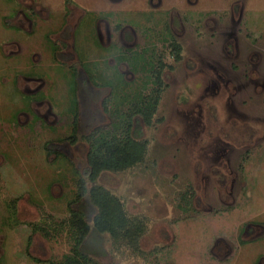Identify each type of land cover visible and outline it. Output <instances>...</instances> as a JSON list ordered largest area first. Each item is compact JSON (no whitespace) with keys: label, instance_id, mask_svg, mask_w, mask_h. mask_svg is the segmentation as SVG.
Returning a JSON list of instances; mask_svg holds the SVG:
<instances>
[{"label":"rangeland","instance_id":"obj_1","mask_svg":"<svg viewBox=\"0 0 264 264\" xmlns=\"http://www.w3.org/2000/svg\"><path fill=\"white\" fill-rule=\"evenodd\" d=\"M237 1L202 0L199 11L182 17L201 21L202 8L228 14ZM72 2L80 7L74 15L66 12V0H0V264L60 263L72 253L74 242L65 222L78 193L77 180L87 167L89 145L80 136L76 145L67 147L69 160L55 153L48 156L46 148L62 152L64 144L53 142L71 136L74 115H80L82 133L88 135L111 127L112 94L115 105L126 111L131 101L159 92L153 77L134 74L125 65H97L107 79L94 74L96 54L100 60L109 58L95 50V30L88 18L74 35L75 44L69 37L72 29L65 31L64 24L73 26L83 8L97 14L108 10L109 0ZM238 2L245 4L240 14V60H227L223 42L194 22L177 39L183 61L175 62L167 44H160L171 67L163 71L152 125H140L139 138L149 143L146 159L99 179L147 230L138 248L128 240L117 244L106 235L98 245L103 256H92L98 264H256L264 256V242L255 244L264 237L247 246L237 244L241 223H264V0ZM149 16L156 25L167 20V14ZM133 17L129 16L132 22ZM50 37L57 42L62 38L68 46L65 55L74 56L55 60L51 47L57 46ZM252 50L261 51L262 62L249 61ZM75 54L93 71L95 87L88 85L85 74L74 76L70 66L82 68ZM132 60L139 66L144 55ZM116 70L127 74V89L120 78L109 77ZM40 76V82L28 79ZM41 84L38 97L45 102L29 103L27 95L34 96ZM50 110L55 116L48 115L47 124L36 119ZM222 175L225 185L220 183ZM223 236L234 253L226 261L212 257L215 242ZM93 245L97 249L95 241Z\"/></svg>","mask_w":264,"mask_h":264},{"label":"flooded vegetation","instance_id":"obj_2","mask_svg":"<svg viewBox=\"0 0 264 264\" xmlns=\"http://www.w3.org/2000/svg\"><path fill=\"white\" fill-rule=\"evenodd\" d=\"M32 1L34 3L36 0ZM176 1L178 0H109L110 6L108 7V10L106 9L103 12L99 11L97 14V10L95 11V9L83 8V13H81L77 22L72 26L68 21L69 24H64V30L66 31L67 28L72 29L71 35L69 37L74 43V35H77V33L81 31L82 27L85 26L83 25L84 18H88L90 26L95 30V50H101L102 54H105L106 56L108 55L107 58H109L108 61L100 60L101 56L96 54V57L99 58V60H96L93 63V66H96L95 69L97 74L96 72H94V74L97 75L99 79H107L108 75H105L103 72H98L97 65L100 66L102 63L108 65L112 62L120 68L124 67V65L127 66L129 69H131V71H133L134 74L135 72H137L138 74L147 75V78L153 77V79H156L158 78V76H160L162 79L164 75V69L166 67L170 68L171 66H168L165 63L164 50L163 47H160V44H167L166 49H170V53L172 54V58L175 62L183 61V46H181V44L177 42V39L183 38L186 35L189 25L191 26L193 22L198 25L202 24L203 28L207 27L209 29V32H211L210 36L212 38L220 39L223 42L221 45V50L225 54L224 57L227 60L235 61L242 58L240 55L241 51L239 45V29L243 22V16L241 17L240 14L242 11H244V3L239 4L238 1L240 0H238L229 10L228 14L225 13V10L215 11L204 10V8H202V20L192 21L191 19L183 18L182 14H186L188 11L193 9L199 11L200 9H198V7L200 6L202 0H180V4H176ZM66 2V8H68H65L66 12L70 11L69 13H73L74 15V12H76L77 8H80L79 5L75 2H72V0H66ZM130 4L134 5L132 6ZM113 5L117 7L116 11L110 10L111 6L113 7ZM129 6H132V8L128 9L127 7ZM237 6L238 11L236 12L235 7ZM31 13L36 12L31 10ZM149 14H155L160 17L167 14V20L162 25H156L154 21H151ZM66 16H69V14ZM129 16H134L133 18H136V20L132 22L133 20H130ZM28 17L30 19V16ZM114 17L116 22H114ZM123 17L125 18L124 20L121 19ZM61 39L62 38H60V40L57 42L56 39L53 40L52 37H50L52 43L56 44L57 46V48L51 47V49L53 58L58 61L65 60L63 59L64 57L68 59L74 56L71 53H67V55H65L64 50L68 46L66 45L64 40ZM141 42L143 43L142 47L139 46ZM252 52L251 53L254 54V56H251L249 61L257 58L259 62H262L263 54L261 53V51L252 50ZM75 55L82 68L81 70H77L76 66H70L71 68L75 69L74 76L76 78H81V75L79 73H82L85 74L84 76L87 81L90 79H97L94 76L93 71H91L90 68L87 67V64H85V62L79 57V55ZM139 55H144V60L140 62L141 64L139 66H135L132 57H138ZM133 73L132 75L134 76ZM109 77L120 78L124 82L123 85L126 86L127 89V74L116 70L115 73L112 76L109 75ZM28 79L35 82L44 80L41 76L35 78L30 77ZM88 85L93 84H90L88 82ZM214 85L215 82H212L210 84L211 87H214ZM219 85L220 84L217 83L215 87L219 89ZM93 86L95 87V85ZM39 87L40 88H36L34 90V96L27 95V100L29 101V103L33 102L38 104L45 102V100H41V98L38 97V94L40 93L39 91H41L43 85L41 84V86L39 85ZM50 106L52 107V105ZM105 109L107 111L106 107ZM48 115L55 116V114L50 110L47 116L43 118L36 116V119L42 121L45 124L47 122L46 118L48 117ZM109 118L112 120L111 115L109 116ZM141 123H143V121H141ZM72 125L74 127V120L72 122ZM80 127L81 126H79V129ZM78 134H80V136L83 135L82 132ZM56 142L60 143L59 141H54L53 143ZM223 177V175L220 177L221 185H225V181L227 182V180H225V178ZM221 178L223 179L221 180ZM262 237H264L263 222L254 223L247 221L241 223L238 227L237 244H239L240 246H247L248 244L256 242V240ZM260 242L264 241H258L255 244ZM230 245L231 243L224 236L220 238L218 237L213 246L214 250L212 249V257L220 258V256H223V261L230 259V257L234 255V253H232V250L229 248ZM218 246L219 249L215 253V250ZM233 252H235V249ZM256 264H264L263 255H260L257 258Z\"/></svg>","mask_w":264,"mask_h":264},{"label":"trees","instance_id":"obj_3","mask_svg":"<svg viewBox=\"0 0 264 264\" xmlns=\"http://www.w3.org/2000/svg\"><path fill=\"white\" fill-rule=\"evenodd\" d=\"M150 80L157 86L160 93L163 84L161 77ZM88 82L95 85L94 79ZM121 83L124 86V82ZM112 87L118 90L116 84ZM158 93L145 98L139 97V102L131 101L126 111L121 109L122 105L118 107L115 105L116 98L112 94L110 103H114V109L110 114L114 119L111 127L106 126L88 135H81L89 145L86 155L87 167L77 180L78 193L75 200L69 204L71 216L65 222L70 229L74 245L72 253L65 256L62 262L52 264H98L92 256H103L104 251L98 245L103 243L106 235H109L117 244L128 240L134 248H138V241L145 234L147 225L140 219L132 218L123 202L101 185L99 179L104 173H119L144 163L149 143L139 138L140 125L141 121L147 126L152 125L160 101ZM124 101L123 99L122 102ZM105 105L107 106L106 103ZM79 124V115L76 114L73 133L70 137L59 141L64 144L62 148H59L62 152L46 148L48 156L55 153L58 157L70 159L67 147H73L78 142L80 136L78 133L83 131L82 126L79 129ZM75 173L78 174V171ZM34 228L41 229L39 226ZM94 241L97 243V249L94 248ZM29 243L31 245L32 236Z\"/></svg>","mask_w":264,"mask_h":264}]
</instances>
